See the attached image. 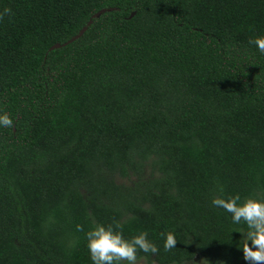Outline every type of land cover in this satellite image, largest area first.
Masks as SVG:
<instances>
[{"label":"trees","instance_id":"trees-1","mask_svg":"<svg viewBox=\"0 0 264 264\" xmlns=\"http://www.w3.org/2000/svg\"><path fill=\"white\" fill-rule=\"evenodd\" d=\"M5 7L0 264H91L85 233L114 222L148 232L159 252L138 258L150 264H245L211 199L218 186L264 198V54L249 44L264 0ZM168 231L178 241L165 251Z\"/></svg>","mask_w":264,"mask_h":264},{"label":"clouds","instance_id":"clouds-1","mask_svg":"<svg viewBox=\"0 0 264 264\" xmlns=\"http://www.w3.org/2000/svg\"><path fill=\"white\" fill-rule=\"evenodd\" d=\"M5 16L10 18V8L0 10V20ZM249 44L264 54V35L255 36ZM12 127L13 119L7 112L0 111V128ZM217 191L221 195L212 196L211 206L229 214L232 232L241 234L236 246L242 251L245 264H264V198L253 195L242 198L238 193L225 197L222 186H218ZM77 231H83V228L77 225ZM162 237L165 251L176 247L175 232L168 231ZM85 239L91 264H137L140 253L155 257L159 252L158 245L147 231L126 237L119 222L94 223L85 233Z\"/></svg>","mask_w":264,"mask_h":264},{"label":"water","instance_id":"water-1","mask_svg":"<svg viewBox=\"0 0 264 264\" xmlns=\"http://www.w3.org/2000/svg\"><path fill=\"white\" fill-rule=\"evenodd\" d=\"M106 11H108V10H103V11L98 12V13L95 15V17L99 18V17H100L103 13H105ZM134 16H135V13H133L131 17H134ZM92 23H93V21H90V22H89V26H90ZM86 30H87V27H85V28L81 31V33H80L79 35H77L75 38H73V39L70 40L69 42L65 43L64 45L56 44V45H54L53 47H51L50 50H55V49L61 48L62 46H66V45H68L69 43H72L73 41H75V40H77L79 37H81V35L84 34Z\"/></svg>","mask_w":264,"mask_h":264},{"label":"rangeland","instance_id":"rangeland-1","mask_svg":"<svg viewBox=\"0 0 264 264\" xmlns=\"http://www.w3.org/2000/svg\"><path fill=\"white\" fill-rule=\"evenodd\" d=\"M120 183H123L122 180H118ZM127 182V181H125ZM137 264H150L147 262L146 259H139L138 258V262ZM153 264H158V263H153ZM187 264H216V263H212L211 261L204 259V258H197L195 261L191 262V263H187Z\"/></svg>","mask_w":264,"mask_h":264}]
</instances>
